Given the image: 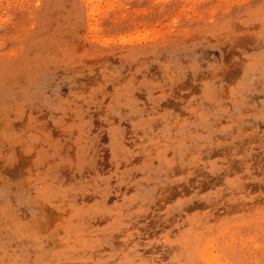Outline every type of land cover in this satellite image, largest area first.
<instances>
[{
  "label": "rangeland",
  "instance_id": "1",
  "mask_svg": "<svg viewBox=\"0 0 264 264\" xmlns=\"http://www.w3.org/2000/svg\"><path fill=\"white\" fill-rule=\"evenodd\" d=\"M0 264H264V0H0Z\"/></svg>",
  "mask_w": 264,
  "mask_h": 264
}]
</instances>
